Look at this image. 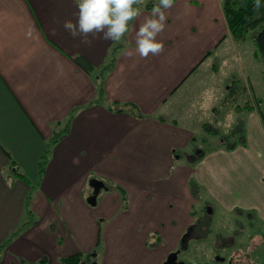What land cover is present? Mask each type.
Instances as JSON below:
<instances>
[{
  "label": "crops",
  "instance_id": "0c3cea01",
  "mask_svg": "<svg viewBox=\"0 0 264 264\" xmlns=\"http://www.w3.org/2000/svg\"><path fill=\"white\" fill-rule=\"evenodd\" d=\"M77 13L76 0H0V245L28 219V193L33 220L0 250V264H60L96 247L97 264H138L137 250L122 254L116 246L141 254L151 240L176 246L196 221L200 194L264 224V121L253 105L234 108L248 113L243 143L216 144L187 159L181 153L195 113L180 122L187 110L179 90L224 40L233 41L221 0H174L157 37L165 50L147 59L127 56L139 20L121 41L89 36V46L63 27ZM115 46L113 67L100 72ZM77 56L93 70L80 67ZM114 103H134L141 116L110 109ZM70 112L69 129L51 146L38 181L40 156ZM91 179L104 184L95 204L87 201Z\"/></svg>",
  "mask_w": 264,
  "mask_h": 264
},
{
  "label": "rangeland",
  "instance_id": "374dc122",
  "mask_svg": "<svg viewBox=\"0 0 264 264\" xmlns=\"http://www.w3.org/2000/svg\"><path fill=\"white\" fill-rule=\"evenodd\" d=\"M150 3L156 4L158 0H145L144 5L136 7H146ZM254 52L255 45L250 38L224 40L179 90L181 104L184 103V109L187 110V116L179 119L180 122L185 123L188 116L195 113L193 124L187 126L192 129V140L186 149L178 151L185 159L189 154L214 147L221 137L229 138L232 142L245 139V134L239 132L246 128L244 118L248 113L236 112L234 108L237 106L245 110L248 105H253L264 121V59ZM210 63L216 64V71L208 68ZM174 100L175 96L169 100L168 106ZM24 172L31 178L29 172ZM105 184L108 186L107 182ZM101 191L104 192L103 189ZM196 200L197 203L192 207L196 229L190 233L193 236L199 234L201 238L189 236L187 229L184 233L187 234L189 248L180 253V259L185 260L186 264H264V224L258 222L256 217L248 216V213L237 209L227 210L214 204L206 199L205 194L198 195ZM153 242L149 241V251L142 254L138 248L129 244L116 248L122 254L131 252V248L135 253L137 250L138 264H158L159 260L178 249V244L172 247L167 242L156 247ZM99 251L100 247H96L89 253V257L86 253L84 255L90 259L93 253L96 256ZM216 256L224 257V260L218 261ZM115 262L121 263L116 256Z\"/></svg>",
  "mask_w": 264,
  "mask_h": 264
},
{
  "label": "clouds",
  "instance_id": "9594fccd",
  "mask_svg": "<svg viewBox=\"0 0 264 264\" xmlns=\"http://www.w3.org/2000/svg\"><path fill=\"white\" fill-rule=\"evenodd\" d=\"M76 3L75 23L67 20L63 24L73 39L79 37L82 44L89 46L92 43L89 36L118 42L129 33L131 22L139 20L138 29H132L136 47L127 56L147 59L164 52L165 45L157 37L165 30L167 12L174 6V0H158L147 14L136 7L144 5L145 0H76ZM260 8L261 0H255L254 11L259 12Z\"/></svg>",
  "mask_w": 264,
  "mask_h": 264
},
{
  "label": "trees",
  "instance_id": "16d2710c",
  "mask_svg": "<svg viewBox=\"0 0 264 264\" xmlns=\"http://www.w3.org/2000/svg\"><path fill=\"white\" fill-rule=\"evenodd\" d=\"M254 4L255 0H221L222 10L226 19V23L228 26L229 33L233 40H245L251 39L255 45V52L256 56H261L264 59V0H261V8L259 12L254 11ZM153 3L147 4L146 8L151 9L153 7ZM118 46H115L110 51V59L106 65L102 67L100 72H103L106 69L112 68L116 58V50ZM74 61L87 72L93 70V66L84 58L77 56L74 57ZM230 88V86H229ZM97 100L100 101V95L102 94V85L100 84L99 91H98ZM126 107L132 108L133 112L141 116L140 112L138 111V107L134 103H127V106H123L117 103L109 105L110 109L116 111H122ZM251 105H248L246 109H249ZM241 108L239 106L235 107V109ZM73 114L72 112L69 113L68 117L66 118L65 122L60 126V128L55 129L50 140L47 143V147L44 152L41 154L40 159L37 164V176L38 181L42 177V174L45 171L46 163L49 158V153L51 146L56 143L63 135L68 131L70 122L72 120ZM240 134H245L244 129ZM244 139L241 141L232 142L229 138L221 137L217 146L223 145L226 148H232L237 144L243 143ZM210 149V148H209ZM202 151V150H201ZM204 151V150H203ZM21 176V173H18ZM23 176V175H22ZM122 195H124V190L117 186L116 187ZM31 193H28L26 200H25V208L26 213L28 215V219L19 225L15 230H13L8 237L2 242L0 245V250L9 244L13 238L18 235L27 225L33 222L31 218V210L29 208L30 204ZM203 236V235H202ZM186 237V236H185ZM195 238H201L198 234ZM189 245L185 247L187 250ZM88 257L90 254H86ZM86 255L82 254L81 252H75L60 258V264H81L82 261L87 260L88 258ZM91 260V259H90ZM44 262V260H43Z\"/></svg>",
  "mask_w": 264,
  "mask_h": 264
},
{
  "label": "water",
  "instance_id": "95a60500",
  "mask_svg": "<svg viewBox=\"0 0 264 264\" xmlns=\"http://www.w3.org/2000/svg\"><path fill=\"white\" fill-rule=\"evenodd\" d=\"M90 185L93 187V193L90 197H88L87 201L91 204H95L96 202V195L98 194V192L100 191V188L103 187V182L98 180V179H91L90 180ZM210 211V209H209ZM187 234L184 233L182 235V238L181 240H184L185 239V236ZM177 253H178V250L177 251H172L170 252L166 259L164 260L163 264H184V261H177L176 258H177ZM92 261L90 262V264H97L95 260H93V258H95V253H93L92 255ZM216 260L218 261H223L224 260V257H220V256H216L215 257Z\"/></svg>",
  "mask_w": 264,
  "mask_h": 264
},
{
  "label": "flooded vegetation",
  "instance_id": "af4514ba",
  "mask_svg": "<svg viewBox=\"0 0 264 264\" xmlns=\"http://www.w3.org/2000/svg\"><path fill=\"white\" fill-rule=\"evenodd\" d=\"M195 227H196V226H195V224H194L193 226H191V227L188 229L189 236H192V237H194V238L197 237V236H196V235L193 236V234H191L190 232H191V230H192V232H195V229H196ZM189 238H190V237H189ZM186 240H187L186 237H185L184 240H180V241L178 242V249H174V251H177V250H178L176 260H177V261H184V264H186V261L180 259V253H181L183 250H186V249H185V247L187 246V242H186ZM167 255H168V254H167ZM167 255L164 257V259H163V261H162L161 264H163V262H164V260L166 259ZM230 263H231V260H230ZM81 264H90V262L87 263L86 260H84V261H82Z\"/></svg>",
  "mask_w": 264,
  "mask_h": 264
}]
</instances>
